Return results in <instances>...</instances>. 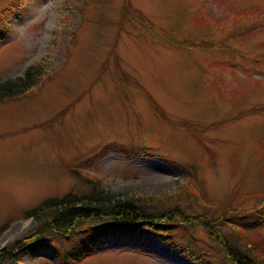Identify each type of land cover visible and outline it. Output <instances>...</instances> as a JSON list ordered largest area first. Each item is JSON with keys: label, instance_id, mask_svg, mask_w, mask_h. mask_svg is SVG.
Wrapping results in <instances>:
<instances>
[{"label": "rangeland", "instance_id": "374dc122", "mask_svg": "<svg viewBox=\"0 0 264 264\" xmlns=\"http://www.w3.org/2000/svg\"><path fill=\"white\" fill-rule=\"evenodd\" d=\"M10 1L0 0L8 24L0 80L30 65L45 73L31 96L0 102V246L35 226L25 212L45 196L88 188L69 170L75 165L110 189L142 195L190 180L212 202L239 195L237 217L256 218L264 205V0H128L134 14L122 20L124 0ZM245 7L259 13L242 16ZM198 17L213 21V45L170 36L201 32ZM180 201L202 208L191 196ZM195 227L193 238L175 241L139 226L119 230L79 264H222L221 249ZM254 230L264 238V222ZM73 241L55 237L20 263L64 264Z\"/></svg>", "mask_w": 264, "mask_h": 264}, {"label": "trees", "instance_id": "16d2710c", "mask_svg": "<svg viewBox=\"0 0 264 264\" xmlns=\"http://www.w3.org/2000/svg\"><path fill=\"white\" fill-rule=\"evenodd\" d=\"M128 4V0L123 1L121 20L126 14H134L135 8H130ZM256 10L259 8L245 7L239 9V14L252 16L259 13ZM135 13L148 20L141 10L136 9ZM3 20L4 18L0 19V37L5 34L8 25ZM193 21L196 29L201 32H178L171 33L170 36H177L181 44L188 40L189 46L213 45L208 42L210 33H207L213 21L203 22L201 17L194 18ZM193 33L199 37L193 36ZM233 49L238 48L233 46ZM113 50L114 48L110 49V52ZM35 71V65H30L23 75L0 80V102L31 96V86L40 81L45 73L36 75ZM220 93L224 95L222 90ZM185 128L192 130L191 124L185 125ZM192 131L196 136L201 133L199 129ZM69 170L87 184L88 188L45 196L26 210L25 215L34 218L36 224L21 238L0 246V264H21L22 255L34 252L40 244L55 237L74 240L75 245L69 253L60 255V260L64 264H79L83 257L94 251L97 243L104 242L103 237L107 234L111 235L119 230L132 231L139 226L175 241L174 238L186 239L189 233L192 237V229L196 225L204 226L209 238L221 249L222 264H264V238L254 232L257 225L264 222V205L255 219L244 221L241 214L239 217L236 215L242 207L239 195L212 202L206 200L200 188L190 180L181 181L180 185L177 184L166 194L142 195L110 189L101 176L83 171L77 165L70 166ZM260 192L264 193V189H260ZM189 195L202 207L199 211L184 209L180 200L190 197ZM262 201L264 203V198ZM212 210L214 213H210ZM179 234L182 238L178 237Z\"/></svg>", "mask_w": 264, "mask_h": 264}]
</instances>
